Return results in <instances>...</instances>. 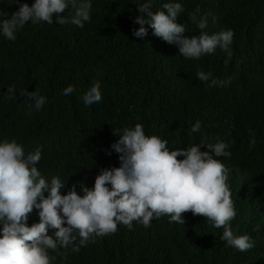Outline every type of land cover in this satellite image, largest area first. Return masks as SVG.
<instances>
[{
    "label": "trees",
    "instance_id": "16d2710c",
    "mask_svg": "<svg viewBox=\"0 0 264 264\" xmlns=\"http://www.w3.org/2000/svg\"><path fill=\"white\" fill-rule=\"evenodd\" d=\"M21 2L31 6L33 0ZM90 2L91 19L83 27L28 22L15 41L0 36V140H16L26 154L40 148L36 166L46 180L65 181L62 195L74 186L82 195L80 187L92 188L101 169L119 166L111 145L119 139L113 132L125 127L142 124L170 149L223 141L231 158L217 159L228 169L237 213L230 226L255 246L245 252L227 246L222 228L189 211L182 213L184 224L168 216L147 228L134 221L131 229L119 224L78 252L71 245L49 250L51 264H264V0H175L183 6L178 22L186 36L200 34L193 15L207 17L209 34L234 32L227 53L218 48L199 60L179 56L150 28L143 40L134 37L136 0ZM163 2L156 0L154 10ZM17 9L13 0H0L9 15ZM201 70L231 83L209 87L196 76ZM93 81L100 82L102 100L85 106L82 94ZM69 85L75 90L64 95ZM9 86L15 96L7 94ZM24 89L46 96L41 110L23 102ZM197 121L201 128L193 133ZM34 222L36 210L28 218Z\"/></svg>",
    "mask_w": 264,
    "mask_h": 264
},
{
    "label": "clouds",
    "instance_id": "9594fccd",
    "mask_svg": "<svg viewBox=\"0 0 264 264\" xmlns=\"http://www.w3.org/2000/svg\"><path fill=\"white\" fill-rule=\"evenodd\" d=\"M13 3L18 9L10 15L0 10V36L10 41L16 40V33L28 22L55 21L83 27L91 19L90 0H33L31 6L21 0ZM155 3L156 0H136L138 14L133 23L139 27L132 29L134 37L143 40L150 28L153 36L175 45L185 59L199 60L218 48L228 52L233 30L209 34L205 31L207 17L197 20L193 15L201 31L198 36H186L185 26L178 22L182 4L167 0L154 10ZM69 8L71 14L64 15ZM196 76L208 82L209 87L231 83V78L221 81L202 70ZM100 88V82L93 81L84 90L85 106L102 100ZM74 90L69 85L63 94L70 95ZM7 94L15 96V87L9 86ZM19 95L35 111L41 110L47 99L36 90L24 89ZM200 128L197 121L191 132H199ZM113 134L119 137L111 145L118 154L119 166L101 169L92 188L80 187L82 195L75 186L62 195L65 181L60 177L48 181L42 176L36 166L41 160L40 148L26 154L16 140H0V264H51L54 257H50L49 250L71 245L78 252L94 238L115 233L119 224L131 229L134 221L147 228L153 219L168 216L170 223L184 224L182 213L189 211L211 221L215 228H222L220 239L227 246L241 252L255 246L248 234H237L230 226L237 213L227 184L228 169L217 159L231 158L227 143L201 140L170 149L167 140L146 135L139 123ZM250 135V145L254 146L255 137ZM202 147L205 150L201 151ZM34 210L38 222L29 225V214Z\"/></svg>",
    "mask_w": 264,
    "mask_h": 264
}]
</instances>
